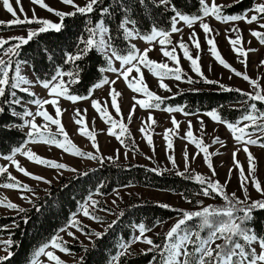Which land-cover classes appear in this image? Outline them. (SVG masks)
Segmentation results:
<instances>
[{
    "label": "snow or ice",
    "instance_id": "6c2138e0",
    "mask_svg": "<svg viewBox=\"0 0 264 264\" xmlns=\"http://www.w3.org/2000/svg\"><path fill=\"white\" fill-rule=\"evenodd\" d=\"M58 2L71 7L72 11L65 12L54 8L46 0H29L33 6L29 9L32 13L29 16L22 0H14L15 6L13 0H0L4 11L11 16L9 20H0V28L36 26L28 28L24 36L0 37V53H2L0 55V116H3L7 109L10 116L21 122L19 124H4L2 127L9 131H21L24 136L18 145L9 148L7 154L0 153V159L7 162V165L0 166V176L5 177V182H0V188L16 190L21 193V199H25L29 203L32 202L31 197L23 195L27 192L34 196L35 193L32 188L12 175L9 170L10 167H14L18 173L27 178L51 184V180L32 173L21 166L17 156L26 158L27 161L36 166L56 170L58 174H62V170L77 171L75 168H70L66 163L42 157L29 147L33 144L44 145L49 149L55 147L73 157L96 160L101 164L104 163L105 159L114 160V157L105 158L99 154L96 132L94 129L89 130L86 123V109L83 111L76 109L73 121L79 126L78 134L91 142L94 152L84 151L72 141L62 124L61 117L65 110L60 107L61 99L75 104L78 101L91 99L94 90L109 86L110 108L115 111L116 117H120V119L114 118L110 114L108 102L102 103L96 99H91V106L98 113L100 119L109 125L108 135L114 136L123 147L128 148L127 141L131 138V134L128 126L123 122L120 103L122 93L114 87L117 80L123 79L127 88L136 94L132 97L134 103L128 114L129 121L134 118L137 107L144 110H160L169 114L181 113L185 117L196 116L200 125L199 131L205 134L206 127L198 112L188 111L186 105L166 104V101L174 100L182 92L172 93V88L165 83V80L174 79L189 85L200 81L206 85H216L220 91L235 92L244 98L241 101L244 107L235 109L240 111L241 115L234 121L225 119L217 108L202 113L214 123L223 125L230 133L235 144L231 153L233 166L228 169L227 179L223 183L212 178L217 176L212 157L218 155V152L210 151V149L214 145L225 147V142L216 135L210 144H206L203 136L198 138L194 135V125L191 120H188L187 130L180 138L194 145L197 151L190 156L187 151V144L185 145L182 152L184 169L175 174L197 184L199 191L196 195L212 199L220 198L224 202L223 205L219 207H214L211 204L204 206L202 202L197 201V204L201 205L198 210H176L179 212V216L164 234L160 244H156L153 239L146 235L151 229L144 223L133 225L138 234L119 243L118 250L111 256L107 264H122V258L132 255L131 248L138 242L149 245L146 250H142V255H147L149 252L154 253L149 264H264V224H262L259 232L255 227V213L264 211V181L259 178V162L250 150L252 146L264 150V107H262L264 106V87L261 85V80L264 77L252 78L247 74L249 54L255 52L256 49L250 47L251 41L246 42L249 47H244L245 41L237 24V22H244L248 25L256 24L257 28H250L249 34L261 45H264V0H252L250 7L237 13H230L228 9L238 6L243 3V0H233L232 3L226 5L217 3V0H193L196 8L195 14L182 11L176 0H134L131 5L125 0H109V2L106 0H86L83 5L76 3V0H58ZM188 2L189 0H185L186 4ZM37 6L56 16L58 21L54 22L48 18L39 17L36 13ZM134 9L146 12L149 16L167 14V27L160 26L154 20L150 25L142 28L141 20L143 17L138 19ZM78 15L85 18L84 27L73 46L74 50L64 51L63 66L56 65L50 78L47 79L37 76L36 80L33 81L22 74V67L27 64V61L16 59L21 55L22 47L28 45L30 41L41 34L61 33L67 27L66 18H74ZM211 20L232 25L225 30L226 39L231 51L237 56L238 62L244 66V72L234 68L222 56L215 39L219 33L212 28ZM113 21L115 22L114 27L112 26ZM180 25L186 26L190 30L187 40L182 36ZM197 25L204 36L203 44L200 40V34L196 31L195 26ZM232 33H235L234 38ZM173 34H181L180 39L174 42ZM12 40L16 42L10 43ZM136 41H142L148 46L141 50ZM157 45L167 62H158L150 58L149 53L155 50ZM205 45L207 52L216 64L247 82L252 90L245 91L238 87L226 86L219 80L208 79L202 64V53L205 50ZM193 49H195V54H193ZM44 51L47 52L48 49ZM93 53L98 55L101 61L96 69L100 76L87 89V94H74L72 86L79 85L83 81L84 69L80 62L89 58L90 54ZM180 53H182V58L189 62L190 71L199 78L198 80H194L182 68ZM47 59L52 60V56L48 55ZM116 63L119 64V67L115 66ZM259 66L264 67V60L259 61ZM144 70L157 78L160 89L172 93V95L162 97L150 90L145 80ZM208 70H213L212 65H209ZM104 73H113L116 78L109 79ZM229 78L231 79V76ZM34 83L47 91V98H40L31 90ZM191 91L198 92L199 89H191ZM17 92L27 94L31 98L29 103L35 105L34 112L27 108L22 112L15 110L13 105L21 104ZM45 106H51L55 110L54 115L50 114ZM222 107L221 105L220 108ZM37 118H41L43 122L38 124ZM156 123L149 111L146 120L141 121V127L138 129L153 151V135L148 129ZM171 125V128L164 130L163 140L167 160L171 162L173 168H176L177 161L172 154L174 151L172 138L179 135L181 124L174 115L171 117ZM51 126H55L56 132L51 131ZM116 151L119 152V149ZM240 152L246 156L247 167L238 159ZM201 155L204 164L211 172V176L196 173L194 169H191V161ZM147 158L151 159V157ZM149 171L156 172L158 175L161 174L156 168L149 169ZM234 172L238 174V190L242 193V197L238 196L235 191L227 192L226 186L231 182ZM83 175H87V173H83ZM102 187V184L97 187V195L101 194ZM249 189L260 194L262 198L253 200ZM188 202L191 203L192 201L188 200ZM0 207L15 210L18 213L25 212L24 208L19 207L8 197L0 199ZM158 207L170 209L171 206L158 204ZM36 210L40 211L39 208ZM93 210L109 213L111 211L106 208L101 209L100 202L93 199V195L90 193L78 202V213L72 214L67 226L60 228L56 234L36 247L31 255L26 258L25 264H66L58 253L68 254L70 250L67 247V241L59 233H66L73 239L77 237L73 231L68 229L75 228L84 233L83 226L76 219L78 214L101 223L102 218L95 215ZM120 215L123 216V212ZM24 222L27 223V218ZM193 222L195 223L193 224ZM116 224L117 220H113L104 231L84 234L88 235L90 242L95 246L91 239L92 236H95L96 240H101L108 230ZM13 226L18 227L15 223ZM6 230V226H0V231ZM16 247H19V244L12 239L11 234L8 238L0 239V251L4 253L0 255V264H9L16 255L13 251ZM83 261L84 258L81 257L80 264H83Z\"/></svg>",
    "mask_w": 264,
    "mask_h": 264
},
{
    "label": "rangeland",
    "instance_id": "374dc122",
    "mask_svg": "<svg viewBox=\"0 0 264 264\" xmlns=\"http://www.w3.org/2000/svg\"><path fill=\"white\" fill-rule=\"evenodd\" d=\"M47 3H49L52 7L63 10L65 12L72 11V8L69 6H65L58 2V0H46ZM86 2V0H76V3L83 5ZM233 0H217V3L220 4H230ZM23 6L25 10L28 12V15L31 16L32 13L29 11L33 6L29 3V0H22ZM14 4V0H13ZM15 6V4H14ZM36 13L39 17L42 18H48L52 21H58V18L50 13H48L45 10L40 9L38 6L36 7ZM11 19L10 14H8L6 11H4L2 4H0V20H9ZM211 26L213 29L217 30L219 33L215 36V39L218 42V49L221 52L222 56L226 59L228 63H230L234 68H236L239 71L244 72L245 68L243 65H241L238 62L237 56L231 51L230 45L228 44V41L226 39V29L231 27L232 25H225L222 23H219L215 20L210 21ZM238 27L241 29V34L243 36V40L245 41L244 47L247 48L249 45L246 43L247 41H251L250 47L253 49H256L255 52H252L249 54L248 58V67L246 69L247 74L252 77H264V67L259 66V61L264 60V45H261L255 38L251 37L249 34L250 28H257L256 24L248 25L244 22H237ZM182 29V36L185 40H187V37L189 35V29L186 26L180 25ZM30 27H36V26H16L12 28H0V37L9 38V37H15V36H24L26 35V32L28 28ZM196 31L200 34V40L203 44L204 36L202 31L199 29L198 25L195 26ZM234 38L235 33L231 34ZM181 34H173L172 39L173 41H177L180 39ZM16 41L12 40L10 43H15ZM138 48L143 50L146 45L142 41H136ZM7 47V46H6ZM193 54H195V49H193ZM2 55V53H0ZM181 56V65L182 68L187 72L188 75L192 76L194 80H198L199 78L195 76L194 73L190 71V65L187 60H184L182 58V53L179 54ZM149 56L151 59L156 60L158 62H167L166 58L162 56V54L159 51V46L157 45L155 50L149 53ZM202 64H203V71L208 79L213 80H219L221 83L225 84L226 86H230L233 88H240L245 91H251L250 85L243 81L241 78L234 76L232 73H230L228 70L224 69L222 66L215 63L214 59L211 58L210 54L207 52V46L205 45V50L202 53ZM209 65H212V71L208 70ZM116 67H119V64H115ZM22 74L27 76L29 79L35 81L36 78L34 77L33 73L30 70V67L26 64L22 67ZM104 75L108 76L109 79H115L116 76L113 73H104ZM145 80L147 85L149 86L150 90L156 92L158 95L162 97L170 96L172 93H176L184 88H196L199 84L195 83L192 85H189L185 82H177L174 79H166L165 83H167L172 88V93L165 92L164 90L159 88L158 80L157 78L153 77L150 73L147 72V70H144ZM231 76V79L229 78ZM202 82V81H200ZM261 85L264 87V79L261 80ZM114 87L122 93V99H120V103L122 106V117L123 122L128 126L129 132L131 134V138L128 139V148L123 147L119 141L115 139L114 136H110L107 133V129L109 125L105 124L99 117L98 113L92 108L91 106V99H96L100 102H108L109 104V111L110 114L113 115L114 118L120 119V117H116L115 111L110 108V97L108 95L109 92V86H104L100 89H96L93 92V95L91 99L85 100V101H78L75 104H73L70 101L61 99L60 101V107L62 110H65L61 120L62 124L65 126V129L67 133L69 134V137L72 139V141L80 147L82 150L87 152H94V149L91 146V142L85 138L82 137L80 134H78V125H76L73 121V116L75 115L76 109H80L81 111L87 110L86 115V123L89 128V130H95L97 135V143L99 145L100 149V155L102 157H114V160L108 161L105 159V162H115V163H122V162H136V163H142L145 164L151 168H156L158 171H183L184 169V160L182 157V152L185 148V145L187 144V151L189 155H193L197 149L194 147V145L187 143V141L181 139L184 135V133L187 130L188 127V120H191L194 125V135H196L198 138L203 136L204 141L206 144H210L211 140L214 136L218 135L224 142L225 147H220L219 145H214L210 149V151H217L218 155L212 157L214 167L217 172V176L212 177L213 179H218L221 183H223L227 179L228 169L232 167V157L231 153L235 148L234 141L228 132V130L220 124L214 123L209 117L202 115L203 112H199L200 119L204 121V125L206 127V134L201 133L199 131L200 125L197 121L196 116H189L185 117L181 113H165L160 110H144L137 107L135 111L134 118L129 121L128 120V114L131 110V106L134 103L132 97L136 94H134L130 89L127 88V85L123 81V79L117 80ZM31 90L34 91L40 98H47V91L43 89L38 84H33L31 87ZM21 107L24 109L27 108L31 111H35V105L30 104L29 102H25L21 100ZM50 114L54 115L55 110L51 106H45ZM149 111L153 115L154 119L156 120V124L153 125L148 131L152 133L153 135V141H154V151L152 148L148 146V144L145 142L143 136L138 131V129L141 127V121L146 120L147 116L149 115ZM175 116V118L180 121L181 127L179 129V135L173 137V143H174V151L173 155L175 156V159L177 161V167L173 168L171 162L167 160V153L165 149V142L163 140V132L166 128H171V117ZM41 118H37V123H42ZM26 131V130H25ZM51 131L56 132L55 126H51ZM34 151H36L39 155L46 158H51L54 160H57L59 162L66 163L70 168H75L77 171L84 170L87 168H92L95 165L99 163V161L96 160H88L86 158H79V157H73L69 154L63 153L61 150L56 149L55 147H52L49 149L48 147L40 144H33L29 145ZM119 149V152L116 150ZM254 156L257 158L259 162V178L264 181V150L260 149L257 146H252L251 149ZM127 153V155H125ZM147 157H151V159H148ZM17 159L21 163V166L25 167L28 171L32 173H36L39 175L44 176L46 179L51 180V183H56L57 180L61 176L69 175L74 172L62 170V174H58L56 170H50L46 169L40 166H36L33 163L26 160V158L17 156ZM238 159L247 167L246 163V156L243 152L238 153ZM7 165V162L3 159H0V166ZM191 169H194L196 173L203 174L205 176H211V172L208 169V167L204 164L202 155L198 157L197 159L191 161ZM12 173V175L16 176L20 181L23 183L28 184L35 195L33 196L32 193H23V195L31 197L32 200L35 199V197L42 193L45 188L49 186V184H45L42 182H38L35 180H32L30 178H27L23 176L22 174L18 173L14 167H10L9 169ZM238 174L233 173L231 182L226 186L227 192L232 193L236 192L238 196L242 197V193L238 190ZM251 197L253 200L261 199L262 197L260 194L256 193L254 190L249 189ZM129 196H140V197H147L151 198L155 201L168 204L170 206H173L175 208L181 209V210H189L194 211L198 210L192 208L190 206V203L187 199L182 197L180 194L168 192V191H162V190H155V189H149V188H142V187H136V186H128L120 189H116L114 192L107 196H99L97 194L93 195V199L98 200L99 198H102L104 203H108L109 205L116 207L118 203L122 202L123 200L127 199ZM5 197L10 198L12 202H15L19 207H27L30 205V203L25 200L21 199V193L16 190L11 189H3L0 188V199H4ZM204 199V198H203ZM115 201V203H113ZM213 199L206 198L203 200L202 205H208L209 203H214ZM17 211L15 210H8L6 208L0 207V214H14ZM95 215H101L105 217L112 218L113 215L111 213L100 211V210H93ZM77 220L80 221L81 225L86 226L88 229H91L92 231H102L104 227L107 225V220L102 219L101 223H98L94 220H91L87 217H83L82 215H77ZM177 218L168 220L163 225H157L151 231L147 232L146 235L149 236L151 239L154 238H160L163 237L164 234L167 232V230L172 226V224L175 223ZM69 231H73L75 233L76 239H73L72 237H69L66 235V233H59L65 241L68 242H74V243H84L88 244L90 243V240L88 238V235L84 234L86 233L84 230V233H81L80 231H77L75 228L68 229ZM138 234L137 229L134 228V235L133 237ZM94 236H92L91 239H93ZM0 239H4V237H0ZM133 249L136 251H142L146 250L149 245H146L144 243H136L133 246ZM4 253L0 251V255H3ZM61 258L66 262V264L70 261L74 260V256L72 253L68 254H62Z\"/></svg>",
    "mask_w": 264,
    "mask_h": 264
},
{
    "label": "trees",
    "instance_id": "16d2710c",
    "mask_svg": "<svg viewBox=\"0 0 264 264\" xmlns=\"http://www.w3.org/2000/svg\"><path fill=\"white\" fill-rule=\"evenodd\" d=\"M109 2V0H106ZM130 5L134 0H125ZM178 7L182 11L195 14L196 8L193 0H189L186 4L185 0H176ZM252 0H243L238 6L228 9L230 13H237L245 8L250 7ZM155 11V10H154ZM162 11V10H161ZM137 18L141 16V27L145 28L154 20L162 27H167V14L161 16L159 14L149 16L146 12L134 9ZM95 19V16H93ZM84 17L77 16L74 18H66V29L61 33L49 32L41 34L28 45H24L21 49V55L16 59L27 61L34 77L42 79L50 78L51 73L56 65L63 66V53L65 50L73 51L77 37L81 34L84 27ZM115 26V22H112ZM48 49L47 52L44 50ZM51 55L52 60H48L47 56ZM101 61L96 54H90L89 58L80 62L84 69L83 81L79 85H74V94L85 95L87 89L97 81L100 74L97 72V65ZM68 67V66H64ZM196 88H184L180 90L181 95H177L174 100L166 101L170 105H186L190 112H205L212 108H217L221 115L230 121L237 119L241 112L235 109L243 108L241 101L244 99L235 92L227 93L220 91L216 85H206L203 82ZM191 89H199L193 92ZM17 97L25 102L31 99L27 94L17 92ZM223 106L220 108V106ZM17 112L24 110L20 105H13ZM264 107V106H262ZM21 123L15 117L9 115L6 109L3 116H0V153L7 154L9 148L18 145L24 138L23 132L12 130L9 131L2 127L4 124ZM153 169L145 164L136 162H100L92 168L76 171L72 174L61 176L56 183H51L44 191L38 194L34 200L25 209L24 213L0 214V226H6V231H0V237H11L18 242L19 247L13 249L16 253L9 264H25L27 257L41 243L48 240L53 234H56L62 227H66L73 213H78V202L86 198L90 193L96 194V189L101 184V194L99 196H107L116 189L136 186L155 190L168 191L180 194L187 200H191L190 206L198 208L200 205L197 201L203 203L208 197L196 195L199 186L194 182L185 180L177 176L175 171H159L161 174L149 171ZM87 173V175H83ZM0 182H5V177L0 176ZM67 185V187H65ZM204 198V199H203ZM212 199V198H210ZM214 203H209L214 207L223 205L220 198L213 199ZM101 209H109L113 215L112 218L97 215L107 220V225L113 220H117V224L108 230L101 240H96L95 236L92 242L88 244L74 243L67 241L69 252L73 254L74 260L67 264H80V258L83 257V264H107L111 256L118 250L119 243L125 239H131L134 235V226L138 223H144L148 228L153 229L157 225H163L170 219L178 218L181 210L173 206L170 209L158 207V204H164L151 198L140 196H129L127 199L118 203L116 207L104 203L99 198ZM208 204V205H209ZM207 206V205H205ZM39 208L40 211L36 209ZM123 212V216L120 213ZM109 213V212H108ZM27 218V223H25ZM119 218V219H117ZM159 221V223H157ZM14 223L18 227L13 226ZM195 222H193L194 224ZM262 224H264V211L255 213V227L259 232ZM107 225L104 227L107 228ZM85 232H94L82 225ZM104 229L102 231H104ZM163 237L154 238L156 244L162 242ZM87 248V251H85ZM132 255L122 258V264H149L154 253L149 252L142 255V251H136L131 248Z\"/></svg>",
    "mask_w": 264,
    "mask_h": 264
}]
</instances>
